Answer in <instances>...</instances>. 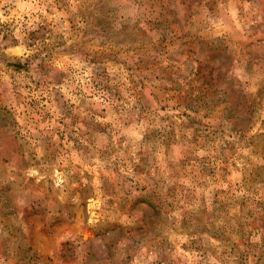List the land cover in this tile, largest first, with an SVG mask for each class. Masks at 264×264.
Returning <instances> with one entry per match:
<instances>
[{"label": "rangeland", "instance_id": "obj_1", "mask_svg": "<svg viewBox=\"0 0 264 264\" xmlns=\"http://www.w3.org/2000/svg\"><path fill=\"white\" fill-rule=\"evenodd\" d=\"M0 264H264V0H0Z\"/></svg>", "mask_w": 264, "mask_h": 264}]
</instances>
